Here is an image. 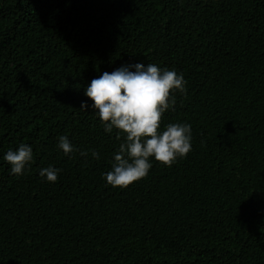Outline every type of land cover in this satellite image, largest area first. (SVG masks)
<instances>
[{"label":"trees","instance_id":"obj_1","mask_svg":"<svg viewBox=\"0 0 264 264\" xmlns=\"http://www.w3.org/2000/svg\"><path fill=\"white\" fill-rule=\"evenodd\" d=\"M0 264H264V0H0Z\"/></svg>","mask_w":264,"mask_h":264}]
</instances>
